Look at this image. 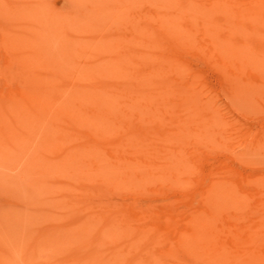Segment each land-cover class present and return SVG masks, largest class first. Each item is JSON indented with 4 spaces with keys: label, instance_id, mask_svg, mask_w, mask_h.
I'll return each mask as SVG.
<instances>
[{
    "label": "bare ground",
    "instance_id": "1",
    "mask_svg": "<svg viewBox=\"0 0 264 264\" xmlns=\"http://www.w3.org/2000/svg\"><path fill=\"white\" fill-rule=\"evenodd\" d=\"M52 1L20 0L14 8L31 12L33 16L26 22L14 14L10 18L11 24H4L9 32L3 45L10 49L5 53H13L9 56L11 75H6L12 78V82L20 80L18 85H22L23 89L20 88L19 95L11 100L14 108L11 112L14 119L12 127L19 124L24 130L10 141L12 148L9 150L16 153L11 157L8 155L7 159L0 153L4 156L2 165L5 159L7 164L13 163L19 156L23 159L28 149H39L41 161L36 164L35 160H31L33 166L27 172L28 176L31 181L34 179L33 183L38 189H43L44 180L35 176L43 177L44 168L48 167L52 178L57 180L56 189L50 193L54 201L63 202V206L59 207L64 213L59 215L64 214V219L60 220L64 226L58 225V228L55 225L52 228L57 232L52 242H46L50 245L41 241L46 236L42 232L39 241L31 242L34 245L28 252L33 251L41 256V250H54L55 254L61 256L44 264H264V220L255 222L256 226L249 223L252 227L245 220L247 228L241 225L239 229L237 224L240 221L239 224H242V218L244 220L241 212L245 209L243 202L241 206L239 204L240 211L234 205L233 208L228 206L233 211H239L237 214L241 212L238 217L233 214L234 211L223 221L214 219V213L218 210L214 197L218 193L221 195L220 192L225 189L231 198L241 195L230 196L233 180L227 177L230 172L227 166H221L217 174L210 173L213 179L205 185L204 191L191 194L193 201L203 200L209 209L206 206L200 211L193 210L192 214H188L187 209L188 215L180 223H174L176 214L169 215L174 210L166 208L169 216L165 214L168 220L162 224L164 229L174 231L176 245L162 255L154 254L153 249L144 251L153 248L155 242L150 247L148 244V247H140V242L148 236V233H139L141 220L130 221L122 212L115 213V204L111 201L104 206L90 203L93 196H120L129 192L138 200L139 196L151 192L150 187L159 185L164 178L172 187L188 190L191 183L189 186L185 172L195 168L193 171L199 173L196 168L199 155L206 149L215 154L219 149L217 147L223 143L224 137L221 136L226 135L222 133L226 128L225 125L219 128L218 122L222 117L218 107L214 108L201 99V84H204L200 82L201 76L199 80L196 71L178 65L196 51L209 59L211 55H218L224 64L211 60L213 68L219 73L227 71L228 68H224L227 67L226 63L229 64L228 50L237 46V23L240 21L244 24L254 12L261 11L264 0H158L154 10L146 11L139 10V3L142 4L143 0ZM251 1H256L253 7L243 8ZM135 10L138 11L132 13L133 18L129 22L116 23L115 19L109 18H120ZM149 15L155 19L154 24L147 19ZM54 40L60 44L59 60L51 57L47 50ZM168 49H175L177 57L167 56L165 51ZM7 67L9 69L10 66L2 69L6 70ZM2 69L1 73H4ZM187 76L197 78L187 82L184 80ZM209 109L213 111L210 113ZM172 113L175 114L171 118ZM138 121L144 122V125L140 126L139 123L137 126ZM4 122L7 123V119ZM0 125H3L1 120ZM5 125L7 128L4 127V130V125L0 127L3 132L9 127ZM35 133L39 134L38 140L32 137ZM12 134L9 132L1 137ZM1 139L2 145L5 138L2 142ZM166 140L170 144L164 146L162 142ZM66 176L72 179L67 180ZM73 179L95 186L79 190L75 186L78 181ZM77 190L82 193H77ZM153 193L155 195L157 191ZM78 197L80 201L76 202ZM57 204L54 207L57 208ZM221 206L226 209L223 204ZM224 208H219L221 214ZM144 217L141 216L142 221ZM117 224L126 227L123 233L116 230ZM248 228H253V231ZM160 231L157 228L155 235L158 236ZM51 232H48L49 235ZM89 233L96 234L94 241L85 239ZM69 234L70 239L84 244L85 250L91 247L92 251L83 255L84 248H79L81 252L78 248L74 252L62 248L64 244L71 246L73 243L72 240H69L71 244L68 242ZM127 238L130 240H125ZM103 246L107 247L104 252L101 249ZM180 250L186 251L185 260L177 257ZM31 255H27L28 259ZM31 259L33 261L35 258Z\"/></svg>",
    "mask_w": 264,
    "mask_h": 264
},
{
    "label": "rangeland",
    "instance_id": "2",
    "mask_svg": "<svg viewBox=\"0 0 264 264\" xmlns=\"http://www.w3.org/2000/svg\"><path fill=\"white\" fill-rule=\"evenodd\" d=\"M19 1L20 0H16V1L10 0L9 2H12L10 4L7 0L5 1L0 0V2L3 4V5L2 4L0 5V9L3 10V11H0V14L4 12L3 15L0 16V26H1L0 27L1 28L0 29L1 30L0 32L1 33L0 63L2 61V63L0 64V117H1L0 120L4 126L0 125V127L3 126V130H4V127L6 126L5 124H7V126L9 125L8 129L4 132L1 131L2 129H0V139L2 137L5 138V139L2 138L3 140H5V143L8 141L6 144L3 143L4 144V145L2 144L3 146L0 143V149H1L0 153L1 154L3 153V155L6 156L5 157L6 159L8 158V155L9 157H11L14 153H16L14 151H12L13 153H11L10 150L12 147H10V143H11L10 141H13L15 137H18L19 135H21V132L24 130V127H21L22 125H19L16 123H15L16 124L15 127H12V124L14 123L13 122L14 119L12 118V113H13L14 108L11 105V100L14 97H16V95L17 96L19 95V92L22 89V85H18L21 82L20 80L18 82V79L17 80L15 79L12 82L11 80L12 78L10 79V76L6 75V74L11 75V63H10L11 58L9 56H12L13 53L12 52H11L12 54L10 52L5 53V50L9 51L10 49L7 47L6 44H5L6 46L3 45L5 43L4 38L7 36V32H9V30L6 29V26L4 27V24L5 23L6 24L8 23L7 25L11 24V19H10L11 17L18 15L22 18L23 21L27 22V20H29L33 16L31 12H27V11L22 12L14 8L15 3ZM30 1L37 2L39 0H30ZM61 1L62 0H53L52 2L54 3V2H61ZM128 1L133 2L134 0H128ZM5 2H7L6 5L4 4ZM155 2H159V1L158 0L156 1L155 0H143L142 4L139 3V10L141 11H146L147 9L154 10ZM255 2L256 1H254L253 3ZM253 3L252 1L249 4L246 3L245 6L243 5V8L253 7L255 5V4L253 5ZM12 4L14 6H12ZM91 5L93 6V4ZM4 6H6V9ZM136 11L138 10L132 11L128 13L127 15H124L123 17H120V18H115L114 16H111L109 18L112 20L115 19L116 23L117 22L121 23L124 21L129 22L133 18L132 13H135ZM147 19L149 20L151 24L155 23V19H153L152 16L149 15V18ZM5 20L7 22H3ZM242 24L243 23H240V21L237 23V28H236L237 35L235 36V43L237 46H235V48H233L231 51L228 50L231 56L229 55V64L226 63L227 67L224 68V70L228 68L227 71L225 72L223 71L219 73L218 71H215V69L213 68L211 64V60L216 61L215 63H218V64L219 62L221 63L222 61L220 65L224 64V61L222 60V58L217 57L218 55L216 56L211 55L212 57L210 56V59H209L207 58V55H205L206 56L205 58V56H201V53L199 55V53H197L196 51L191 52L188 58L185 57L184 60L179 63V65L177 64L180 67H182L183 65V66H186L188 69H192V72L196 71L195 73H196V76L197 75L199 76V80L201 76L202 80L200 82L204 83L203 85L200 82L198 84V87H200V84H201L202 92L200 91V93H203V97L201 96V99L203 101L208 102V104L212 105V107L214 108H216L215 106L218 107L217 109L219 111V114H221L220 117H222V119L219 118L220 119V121L218 122V125L220 124L219 128H223L224 125H225L224 128H226L225 132H222L226 135L221 136V137H224L223 139L221 138L223 140V143L219 145V147H217L219 149L215 151V154L213 153V151L211 152L210 150H207V149L203 151V154L199 152V154H202V155L198 154L200 157H198L199 159L197 161L198 165L196 166V168L197 167L199 168V169L197 168V170L199 171L198 173L199 175L197 174V171L196 172L193 171L195 168H193V170H189L185 172L184 174L185 178L189 179L187 182L188 185L191 183L190 184L191 186L189 185L190 187H187L188 190H185V188H183L185 190L184 191L182 190V187H179V186L177 187H179L180 189L175 186L172 187V185L168 184L167 182L168 179L164 178L159 183V185L150 187L151 192L148 193L149 195L145 193V195H143L142 197L139 196L138 200L136 197L133 196V193L130 194V192L126 193L125 195L121 194L120 196L119 195H104V196L101 195V197L93 196L94 198L92 197L91 198L92 200L90 199V203H93L96 206H104L107 202H108L107 204H109L110 203L109 201H111L113 205L115 204L114 205L115 213L118 214L119 212L120 214V212H122V215L125 216V218H128V220L130 219L132 221L134 220L138 221V219L141 220L142 222L141 224L139 221V224H140L139 233L141 232L148 233V236L146 240L140 242V247L141 248L148 247L147 244L150 247V245L155 242V245L153 248L150 247V248L144 249V251L148 249H153L154 254L162 255L166 253V251L171 250L170 248H172L173 246L175 248L176 244H175V241L173 240L174 231L171 230L170 232L169 230L164 229V226H163L164 224H162L163 222L165 223V221L167 222L168 220V217L166 218L165 214L168 215L167 213L169 212V210H174L173 211L174 213L171 212L169 215L176 214L174 215L175 217H173V222L180 223L184 219V216H187L188 214H192L193 210L200 211L202 208L204 209L207 205L205 206V203L203 202V200H201V202L200 200H197V201L192 200L193 192L195 191L194 193H197V192L200 193L204 191L205 185H207L213 179L211 178L210 173L212 172L213 174H217L218 172H220L222 167L225 168L227 166L226 168H228V170L230 171L228 172L227 177H229L228 178L229 180L234 181V182L231 181L232 183L230 184L231 186L230 188L233 189V191L230 192L231 193L230 196L236 195L237 193L241 195L234 196L235 198L234 197L231 198L229 197V195H227L228 191L226 193L225 189L222 192H220L221 195H218L219 194L218 193L217 194L218 196L216 195L214 197V200L216 204L218 205L217 206L215 204L218 210L216 211V213L213 212L216 215V216L214 215V219L223 221V218H225V216H228L229 213L232 215L234 211L235 213L233 214L238 217V215L243 211L242 215L244 216V220L240 216L242 218V224H239L241 221L237 224V226L239 225L238 227L239 229L241 225H242V228L245 226V220L247 222L246 224L252 223L254 226H256L257 223L259 222L261 223V221L264 220V8L258 13L254 12L251 15V17L247 21H245L243 25ZM68 41H71V40H68ZM47 50L51 54L50 55L51 57L58 59V60L61 59V57L59 58V56H61L59 55L61 54V51H60L61 48H60V44L58 43V41L54 40L51 46L49 45L47 47ZM165 54L171 58L177 57L178 55L175 49L174 50L168 49L165 51ZM208 59L209 61H207ZM205 60L208 63L209 62L210 63L207 64ZM8 65L10 66L9 69L7 67V69L4 70L5 67ZM1 69L5 74L1 73ZM7 70H10V71L7 72ZM7 78L10 79L11 81L10 80L8 81ZM194 78H192V76H187L184 78V80L187 82L190 80L191 82V79L194 80ZM11 89H13L14 91H12ZM121 109L122 108H119L118 110H121ZM211 111H213V109L212 110L209 109L210 113ZM173 114L175 113H172L170 115L171 118L173 117ZM6 119H7V123L4 122L6 121ZM10 119L11 121L8 122ZM138 124L140 126H143L144 122L138 121L136 125L139 126ZM17 126H18V129H16ZM19 127L21 128L19 129ZM6 128L7 127H5V129ZM9 128H11V130ZM9 132L10 133L13 132L12 136L10 135V137H6L7 136L6 135V136L1 137V135L3 134H6V133L9 134ZM32 137L38 140L39 134L35 133L32 135ZM2 139H1V142H2ZM37 140L35 141L37 142ZM162 144L164 146H166V144L169 145L170 141H167V140L163 141ZM11 145L13 146V144ZM170 151L168 153H170ZM40 154H41V151L39 149H35V150L28 149L25 151V155L23 156L24 157L23 159L20 158L21 156H19V158L15 159V161L11 164H7L6 159H5V162L3 163V165H2V162L4 161L3 159L4 156L0 155V264H29V263L30 264L31 263L44 264L47 261L51 262L50 259L55 260L56 258L60 256V255L55 254L56 252L54 253V250H45L46 252L41 250L42 252H44V253L41 252V256L39 253L35 255V252L33 251H32L33 253L28 252L29 248L32 245H34L36 241H39L42 232L45 233L47 237L45 236V239L43 238V240L41 241L45 242V244L47 245H50L49 243H46V242H48V240L51 242L54 240L53 237H56L54 236V233L57 230V229L53 230L52 228L58 227V225L64 226V224L62 223L60 224V220L62 221V219H64V214L59 215L63 211L59 207L60 205L63 206V202L61 204V202L59 201L58 202L56 200L54 201L55 198L50 193L56 189L55 187L57 186L56 185L57 180H55V178H52L53 174H50V171H48L49 170L48 167L44 168L45 175L43 174L44 175L43 177H40L38 175L35 176V178L39 177V180H44L45 182L44 188L46 187V189L44 188L41 189L40 187L38 189V187H36L33 183L34 179L31 181V178L28 176L27 172L31 170V167L33 166V164L31 163L32 162L31 160H35L34 163L36 164L40 163L41 161L40 160L41 158L39 157ZM221 163L224 165H221ZM233 171L234 173H232ZM230 173L233 175L231 176ZM66 179L70 180L72 178L70 176H66ZM73 181L75 182L78 181V183H76L75 186L79 190L80 189L83 190L85 189V187L89 188V187L95 186L94 184L83 183L84 181L80 182L77 179L76 180L73 179ZM79 190H77V193L81 194L82 192H80ZM156 191H157V194L155 193L154 195L153 192H156ZM244 191L246 192L243 194L242 192ZM109 196H111L112 198H110ZM133 198H136V199H133ZM185 198L189 200L188 201L186 200L183 202ZM104 199L106 201H103ZM107 199H111V200H107ZM112 200L114 201L112 202ZM132 200L136 204V207L138 206L137 208L134 206L135 204L132 202ZM75 201L79 202L80 198L79 197L76 198ZM217 201L220 204L217 203ZM242 202L245 203L244 205L245 209L243 210H241L240 209L241 207H239V204L241 206ZM56 203H59L57 204L58 206L57 208L54 207ZM222 204L223 206H226V209L229 207L233 208L232 206L234 205L235 208L237 207L236 209L237 210L239 209V211L241 210V212L237 214L239 211H236L235 209L233 211L230 208L229 209L231 212L230 211L228 212L227 210L229 209L226 210L224 207L221 206ZM148 205H150V207ZM62 206L61 208H63ZM221 207L224 208L222 210L223 214H221V212L219 211V208L220 210L222 209ZM166 208H168L169 210H167ZM175 209H177L176 210L177 213H180V214H177ZM187 209H189V212ZM212 209L214 208L212 207ZM165 210H167V213L165 212ZM218 211L220 212L221 216ZM186 212H188V214ZM217 212L219 215L217 214ZM224 213H227V214L225 215ZM143 214H145L146 216L144 217ZM141 216L142 218L144 217V220H145V221L143 220L144 222L142 221ZM177 217H179L178 221H176ZM158 224L160 225L162 224L161 225L162 228ZM253 225L249 224L248 226L252 227ZM154 226L156 227L154 228ZM125 228L126 227L123 224H117L116 226V230L119 233H123ZM157 228L159 230L161 229L158 236H156L157 234L155 235V232H157ZM162 229L164 230L162 231ZM248 229L250 231H253V228H248ZM263 229H264V223H263ZM51 231H54V232H51ZM48 232H51L50 235ZM70 234L67 237H69ZM149 235L151 236L149 237ZM95 236H96L95 233H89L85 235V239L87 241H94L96 238ZM67 239H68V242H70V244H71V241L69 240L73 241L71 246H69V244H67L68 246L67 245L65 246V244L62 245V248L65 247L68 249V251L74 252L75 250H78L79 248L82 250L85 247L84 244L82 245L81 243H77V241H75L76 239L73 240V238L70 239V237ZM125 240H130V238L129 239L127 238ZM109 241L112 242L113 240H109ZM163 241H166L167 243ZM31 242H34V243L32 244ZM77 244H81V245L77 246ZM158 244H160L159 246L161 247L157 246ZM90 248L87 247L86 250L84 248L83 251L84 250L85 251L84 253H81V254L83 255L85 253L88 254V252L92 251V249ZM106 248H107L106 246H103L101 249L104 252ZM141 248H139V251L141 250ZM81 250L79 252H81ZM141 252H143V250ZM29 253H31L32 255ZM178 253H179V256L177 257L180 260L186 259L187 257L186 251L180 250V252L178 251ZM26 254L31 255L29 256L30 259L35 258L33 260L34 262L32 261V259L31 260L28 259V256ZM143 254L145 253L143 252L142 255ZM40 257L42 258L40 259Z\"/></svg>",
    "mask_w": 264,
    "mask_h": 264
}]
</instances>
